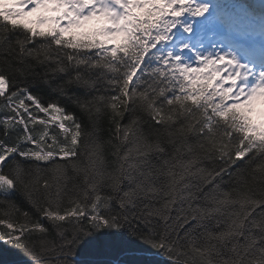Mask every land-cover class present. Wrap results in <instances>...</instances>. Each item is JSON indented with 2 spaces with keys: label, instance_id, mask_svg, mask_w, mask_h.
I'll return each instance as SVG.
<instances>
[{
  "label": "snow or ice",
  "instance_id": "6c2138e0",
  "mask_svg": "<svg viewBox=\"0 0 264 264\" xmlns=\"http://www.w3.org/2000/svg\"><path fill=\"white\" fill-rule=\"evenodd\" d=\"M0 245L264 264V0H0Z\"/></svg>",
  "mask_w": 264,
  "mask_h": 264
},
{
  "label": "trees",
  "instance_id": "16d2710c",
  "mask_svg": "<svg viewBox=\"0 0 264 264\" xmlns=\"http://www.w3.org/2000/svg\"><path fill=\"white\" fill-rule=\"evenodd\" d=\"M103 258L104 259H114L113 257H103ZM20 259L21 258L16 253L7 249L3 245H0V264H20ZM161 259L163 260V257H161Z\"/></svg>",
  "mask_w": 264,
  "mask_h": 264
}]
</instances>
